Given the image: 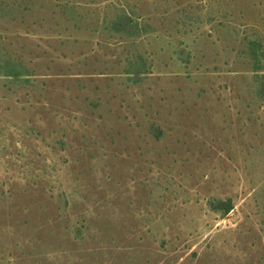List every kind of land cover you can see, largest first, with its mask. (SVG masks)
<instances>
[{
    "label": "rangeland",
    "instance_id": "1",
    "mask_svg": "<svg viewBox=\"0 0 264 264\" xmlns=\"http://www.w3.org/2000/svg\"><path fill=\"white\" fill-rule=\"evenodd\" d=\"M0 264H264V0H0Z\"/></svg>",
    "mask_w": 264,
    "mask_h": 264
},
{
    "label": "trees",
    "instance_id": "2",
    "mask_svg": "<svg viewBox=\"0 0 264 264\" xmlns=\"http://www.w3.org/2000/svg\"><path fill=\"white\" fill-rule=\"evenodd\" d=\"M221 204L224 206L222 211L224 214H228L231 210H232V204L230 201H227V202H221Z\"/></svg>",
    "mask_w": 264,
    "mask_h": 264
}]
</instances>
